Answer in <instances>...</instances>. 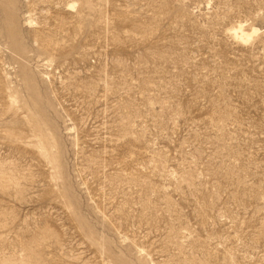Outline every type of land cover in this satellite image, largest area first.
Instances as JSON below:
<instances>
[{"label":"rangeland","instance_id":"1","mask_svg":"<svg viewBox=\"0 0 264 264\" xmlns=\"http://www.w3.org/2000/svg\"><path fill=\"white\" fill-rule=\"evenodd\" d=\"M0 264H264V0H0Z\"/></svg>","mask_w":264,"mask_h":264},{"label":"bare ground","instance_id":"2","mask_svg":"<svg viewBox=\"0 0 264 264\" xmlns=\"http://www.w3.org/2000/svg\"><path fill=\"white\" fill-rule=\"evenodd\" d=\"M240 36L243 37V38H248L249 37V35L246 34V33H242Z\"/></svg>","mask_w":264,"mask_h":264}]
</instances>
